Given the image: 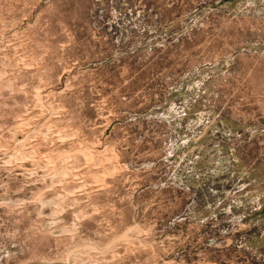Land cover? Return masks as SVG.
I'll return each mask as SVG.
<instances>
[{"label":"rangeland","instance_id":"obj_1","mask_svg":"<svg viewBox=\"0 0 264 264\" xmlns=\"http://www.w3.org/2000/svg\"><path fill=\"white\" fill-rule=\"evenodd\" d=\"M0 264H264V0H0Z\"/></svg>","mask_w":264,"mask_h":264}]
</instances>
